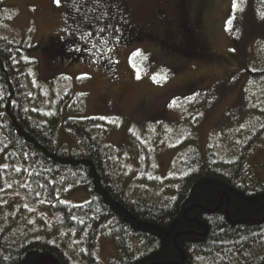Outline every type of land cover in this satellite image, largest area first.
<instances>
[{
    "label": "trees",
    "instance_id": "trees-1",
    "mask_svg": "<svg viewBox=\"0 0 264 264\" xmlns=\"http://www.w3.org/2000/svg\"><path fill=\"white\" fill-rule=\"evenodd\" d=\"M122 3L64 0L67 30L54 38L53 56L85 62L97 44L96 50L107 58L109 48L124 41L117 26L125 28V37L136 31L125 18ZM246 4V25L254 22L251 16L257 12L262 28L264 0H246ZM183 16L181 31L192 33L196 16ZM148 35L143 32L133 39L141 41ZM196 38V34L189 35L185 49L180 50L203 56L206 46ZM251 41L247 35L240 46L229 84L236 87L240 83L241 92L258 90L257 95L252 91L256 96L253 114L237 130L239 135L230 133L220 148L214 137L204 151L195 141L187 151L177 146L183 174L173 196L159 200L128 191L108 146L95 134V130L102 131L99 118H62L58 106L42 123L27 111L25 69L29 61L24 56L40 46L0 35L1 158L11 164L9 171L20 162L23 168L14 171H26L33 186L45 183L51 190L48 199L54 198L56 186L76 181L86 197L82 203L55 201L51 205L74 234L70 248L42 233L32 237L20 232L9 219L1 221L0 264H104L97 254L98 237L104 232L114 234L118 246V256L109 257L108 264H264V180H258L246 164L250 149L264 136V47L259 55ZM60 47L71 57L59 54ZM109 61L102 66L117 74L116 65ZM59 130L75 142L61 141Z\"/></svg>",
    "mask_w": 264,
    "mask_h": 264
},
{
    "label": "rangeland",
    "instance_id": "rangeland-1",
    "mask_svg": "<svg viewBox=\"0 0 264 264\" xmlns=\"http://www.w3.org/2000/svg\"><path fill=\"white\" fill-rule=\"evenodd\" d=\"M63 3L0 0V35L40 46L24 56L29 61L25 69L27 111L42 123L58 106L62 118H99L102 131L95 130V134L108 146L128 191L151 199L172 197L183 174L177 146L187 151L195 141L204 151L214 137L220 148L230 133L239 135L237 130L254 112L252 91L257 95L258 90L241 92L240 83L231 87L229 73L247 35L252 38V50L262 55L264 25L261 28L258 13L246 25V0H235V7L233 0H123L124 15L132 18L129 24L136 31L125 37V28L117 26L124 41L112 45L107 58L95 44L91 58L71 63L51 52L54 38L65 33ZM158 6L167 14L172 31L184 26L183 15L196 16L192 33L185 30L184 43L189 42V35H198L206 46L203 56H189L180 50L184 47H169L162 36L133 39L147 32L149 23L157 29L153 13ZM60 53H64L62 47ZM100 58L105 64L111 60L117 74L102 66ZM58 135L63 142H75L61 130ZM246 164L258 180H264V136L250 149ZM10 167L0 156V222L9 219L18 231L32 237L42 233L67 248L74 245L73 232L51 205L55 201L82 203L86 197L80 182L56 186L54 198L48 199L51 190L45 183L33 186L26 171H14L23 168L20 162L13 165L14 172ZM98 245L104 264L118 256L114 234L101 233Z\"/></svg>",
    "mask_w": 264,
    "mask_h": 264
},
{
    "label": "flooded vegetation",
    "instance_id": "flooded-vegetation-1",
    "mask_svg": "<svg viewBox=\"0 0 264 264\" xmlns=\"http://www.w3.org/2000/svg\"><path fill=\"white\" fill-rule=\"evenodd\" d=\"M125 16V15H124ZM153 22H157V29H155L152 26V23H149L150 27L148 28V31L151 34V37L154 36H162L165 39V42L169 44L170 46H175V47H184V37L186 36L185 33L181 31V28H179L177 31H172L170 26L168 25L169 23L167 22V14L165 13L164 9L161 7H157L155 13H153ZM128 23L133 22L132 18L127 15ZM135 25V22L133 23ZM65 32L67 29H64ZM178 43V44H177ZM57 50V49H56ZM59 52V50H57ZM64 54V53H63Z\"/></svg>",
    "mask_w": 264,
    "mask_h": 264
},
{
    "label": "snow or ice",
    "instance_id": "snow-or-ice-1",
    "mask_svg": "<svg viewBox=\"0 0 264 264\" xmlns=\"http://www.w3.org/2000/svg\"><path fill=\"white\" fill-rule=\"evenodd\" d=\"M56 3L59 5L60 4V0H56ZM233 6L235 7V6H237L236 5V3H235V0H233ZM229 23H231V22H229ZM102 31V30H101ZM87 35H90V34H87ZM77 50H79V49H77ZM166 78V77H165ZM3 167H7V165H4Z\"/></svg>",
    "mask_w": 264,
    "mask_h": 264
}]
</instances>
